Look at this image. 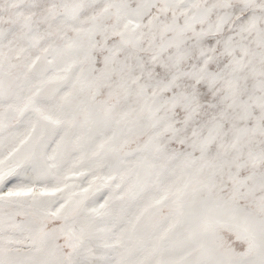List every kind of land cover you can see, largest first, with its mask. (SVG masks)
Segmentation results:
<instances>
[{"label": "snow or ice", "instance_id": "6c2138e0", "mask_svg": "<svg viewBox=\"0 0 264 264\" xmlns=\"http://www.w3.org/2000/svg\"><path fill=\"white\" fill-rule=\"evenodd\" d=\"M0 264H264V0H0Z\"/></svg>", "mask_w": 264, "mask_h": 264}]
</instances>
